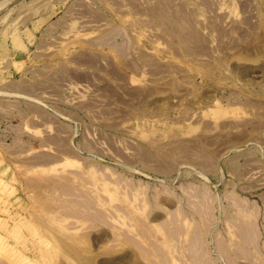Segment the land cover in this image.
Instances as JSON below:
<instances>
[{
    "label": "rangeland",
    "instance_id": "1",
    "mask_svg": "<svg viewBox=\"0 0 264 264\" xmlns=\"http://www.w3.org/2000/svg\"><path fill=\"white\" fill-rule=\"evenodd\" d=\"M0 264H264V0H0Z\"/></svg>",
    "mask_w": 264,
    "mask_h": 264
}]
</instances>
